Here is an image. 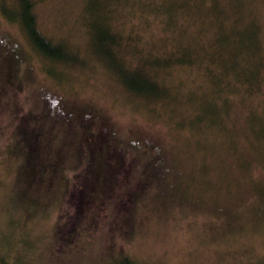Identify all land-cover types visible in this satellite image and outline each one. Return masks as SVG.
<instances>
[{
    "label": "rangeland",
    "instance_id": "374dc122",
    "mask_svg": "<svg viewBox=\"0 0 264 264\" xmlns=\"http://www.w3.org/2000/svg\"><path fill=\"white\" fill-rule=\"evenodd\" d=\"M88 1L36 4L44 33L78 54L56 65L55 74L18 19L0 8V69L16 48L14 82L22 83L0 82L1 257L15 264H118L126 255L139 264H264V0L103 2L101 13L120 36V60L130 69L149 63L164 76L169 96L158 100L132 94L94 54L90 30L96 46L97 32L107 25ZM250 25L257 44L252 81L241 76L249 74L250 50L231 35ZM131 73L120 74L126 81ZM50 96L58 101L51 113L58 125L45 108ZM206 103L218 107L216 116L204 114ZM72 108L107 119L120 144L143 146L126 185L143 177L146 146L163 162L145 177L127 219L116 196L113 209L86 215L69 238L59 218L84 141ZM31 117L27 124L40 128L48 167L29 181L18 179L23 157L17 145L23 120ZM23 198L34 204L33 215L20 204Z\"/></svg>",
    "mask_w": 264,
    "mask_h": 264
},
{
    "label": "trees",
    "instance_id": "16d2710c",
    "mask_svg": "<svg viewBox=\"0 0 264 264\" xmlns=\"http://www.w3.org/2000/svg\"><path fill=\"white\" fill-rule=\"evenodd\" d=\"M108 1L109 0H94L93 3L94 6H98V13L96 14L101 17L107 25L102 29L99 27L100 30L97 32L99 45L97 43L96 46L99 49L101 48V51L96 48L93 42L92 29L90 30L94 54H96L105 65L118 73V76L124 83V87L132 92V94L135 93L136 96L152 100L168 97L169 92L164 76L158 75V70L155 67H152L153 71H151V67L149 68V66H147L149 63H147V68L142 64L138 66V68L135 67L130 69L129 66L120 60L115 50V45L118 40H120V36L111 28L107 17L104 15V12L101 13L100 9V5ZM37 2L38 0H20L19 3V0H14L13 4H9L4 0H0V8L2 13L6 15L9 20L16 21L18 19L16 24L24 31L36 52L40 56H43L42 58H44L43 60L46 68L49 69L51 73L55 74L54 71H56V69L54 67H56V65L63 62H74L78 60V54L64 44V41L56 42L52 40V38L46 35L39 27L35 11ZM89 2L90 0L88 3ZM214 7H217V5ZM93 24L95 32L99 25L97 22ZM231 35L250 50L252 61L250 67H247L249 68L247 71L249 74L242 73L241 76L244 80L250 79L252 81V75L257 71V66L255 64L257 49L255 28L250 25ZM222 41L223 37L219 41L220 44ZM19 55L20 52L16 50V48H13V52H10L6 59H4V63L0 69V82H2L3 87L4 84L8 85L10 82H14V78L17 79V65L19 64V59H17V57H19ZM181 56H183V54L180 55V57ZM184 57L185 56L180 60L185 61ZM125 69L132 71L130 75H126V81H124L120 74ZM136 70L138 71L136 72ZM15 85L20 88L22 83L16 82ZM46 99L45 108L47 112L50 111L48 114H51L52 111V114H54L55 106L58 105V101L51 96ZM64 107L66 106L64 105ZM217 108L218 107L214 103H206L202 110L207 116H216ZM72 110L73 115H75V118L79 121L81 129L83 130L84 141L82 142L83 146L77 149L76 161L79 165L76 166L70 174L67 197L59 218V224L61 223L60 229L67 230L70 235L69 238L86 215L91 213L96 217L99 215L98 213L105 210V208L110 207L113 209V202L116 196H118L120 211L127 212V219L128 214L130 216L131 211H133L132 207L134 208L136 201L142 197V189L146 183L144 181L145 177L147 174L157 173L158 171L155 169H161L158 165L160 161L163 162L162 156L155 153V147L146 146L145 149L148 153L145 155L146 164H144L142 168V172L144 171L143 177L135 181V183H133L134 185H126V180L129 178L128 174L130 172L128 167L131 162H133L134 154L139 155L143 146L135 141L120 144L116 137H114L107 119L82 111L80 108H72ZM52 114L48 118H51L52 121L58 125V120L60 119L58 117L53 118ZM32 119L34 118L31 117L23 120L24 126L21 125L20 128L21 143L17 145L19 154L23 157V162L17 169L18 179L20 180L32 181L35 177L42 176L45 169L48 167V164H45L43 159L46 148L44 151V147L41 145L40 128L35 124H27L28 121L32 122ZM63 148H66V145H62L61 149ZM61 149L58 151L59 157L62 155ZM52 165L54 168L56 167L55 163H52ZM30 202L31 201H26V199L23 198L20 204L28 207V211L30 212L29 215L31 216L34 213L35 206ZM62 235L63 233H61V236ZM119 259L116 260L118 264H139L127 255ZM0 264L15 263L10 262L6 257H1L0 255Z\"/></svg>",
    "mask_w": 264,
    "mask_h": 264
}]
</instances>
